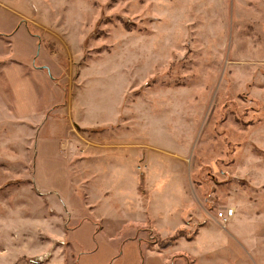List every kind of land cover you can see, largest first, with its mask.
<instances>
[{"label":"rangeland","instance_id":"1","mask_svg":"<svg viewBox=\"0 0 264 264\" xmlns=\"http://www.w3.org/2000/svg\"><path fill=\"white\" fill-rule=\"evenodd\" d=\"M124 132L142 142L131 154L140 165L181 164L198 215L227 230L236 221L264 264V0H0V264H168L200 253L186 243L148 250L161 239L138 231L148 221L130 165L82 188V203H101L71 234L58 173L35 170V139L68 135L78 172L76 160L95 162ZM125 188L131 210L119 222L108 198ZM156 218L152 229L171 234L175 217ZM213 239L206 231L201 242Z\"/></svg>","mask_w":264,"mask_h":264},{"label":"crops","instance_id":"2","mask_svg":"<svg viewBox=\"0 0 264 264\" xmlns=\"http://www.w3.org/2000/svg\"><path fill=\"white\" fill-rule=\"evenodd\" d=\"M130 135L131 134L124 132L122 138L119 139L118 142L113 140L115 143L109 145L102 144L100 147L104 149L98 150V154H95L97 155V160L93 163H89L87 160H76V167L81 170L78 172L74 170L73 160L68 156L69 153L67 150H65L68 135L60 133V135L55 134L53 135L55 137L47 140H43L42 138L40 140L35 139L33 151L35 170L42 164L43 169L47 168L48 174H50L52 170V174L58 173L61 189H64L62 197H57L62 205L61 208H63L61 211L69 214L70 218L74 217L72 220L74 228L71 234H76V231L80 229L83 224L84 210L86 213H92L94 215L101 203L92 201L86 196L84 203H82V188L84 189L82 193L87 192L88 195L89 185L92 184L94 187V184L99 181V178L104 174L114 175L122 165H130L128 173L131 175V179L135 183L136 181L139 182V185H137L138 187L132 192L133 198L138 203V207L135 205V208L136 210L139 209L146 221H148V225L139 226L138 231L143 228H149L162 241L168 240L179 232H182V235L173 246L177 247L181 243H186L193 247L199 245L200 253L198 255L195 256L192 253L176 254L166 259L168 264H200L201 259H206L205 263L202 264H261L254 258V249H256V247L246 239H240V237H242L240 236L241 229L238 227L236 221L231 223L232 228L227 230V227L224 228L219 225L217 220H207L201 213L198 215L201 201L198 200V195L195 193L196 190L193 179L189 176L185 168L182 169L181 164L170 163L165 164L166 166H154L149 163L147 167H144L143 164L140 165L138 161L133 160L131 158L132 148H137L141 155L142 152L140 150L142 148L139 145L142 142L140 140L141 138H139L140 141L135 140L133 143L132 136ZM143 145H145L144 147L147 149V145L144 143ZM104 150L105 152H103ZM89 153L92 156L95 152ZM83 154H85V152ZM131 161L134 164L133 168ZM55 164L57 166L54 168L53 165ZM90 169L93 171L89 175L88 172H90ZM75 173L76 176H74ZM54 178L55 176L53 179ZM35 184L41 191L45 190L41 188L47 185L45 181H41V183L39 181V184L35 182ZM73 186H76L78 189L75 188L74 190ZM165 187L168 188L164 189ZM111 193L112 191L105 194L104 197ZM47 197L48 196L45 195L46 199ZM71 197L78 202V204L73 207L70 206L68 202ZM47 200L50 202L49 199ZM108 203L113 207L110 215L114 219H117V217H125L127 212L131 210V188L129 194L126 193L125 188L123 195L120 194L119 197L114 196L108 198ZM49 205L52 204L49 203ZM51 209L53 208L51 207ZM79 212H81L82 217H78ZM163 217H175L173 222L176 223L172 225L174 226L171 233L172 235L169 234L167 235L168 237L154 231L155 229L152 225L155 224L154 218L157 220ZM117 220L120 222V218ZM189 220H194L193 223L199 221L198 223L200 225L197 228H192L193 226L188 224ZM103 221L104 219H100V222H98L99 231L103 229ZM185 230H195V233L189 236L186 235V233L183 234ZM206 231L213 234L214 238L208 243L201 242ZM235 238H239V240H234ZM157 242L154 243L152 247L148 245V250H150L152 254L163 255L170 250H160ZM235 250H238V252L235 253ZM208 258H212L214 261L209 262ZM54 264H56V262Z\"/></svg>","mask_w":264,"mask_h":264},{"label":"built area","instance_id":"3","mask_svg":"<svg viewBox=\"0 0 264 264\" xmlns=\"http://www.w3.org/2000/svg\"><path fill=\"white\" fill-rule=\"evenodd\" d=\"M236 211L234 208L226 209L218 213V219L223 223H229L235 217Z\"/></svg>","mask_w":264,"mask_h":264},{"label":"trees","instance_id":"4","mask_svg":"<svg viewBox=\"0 0 264 264\" xmlns=\"http://www.w3.org/2000/svg\"><path fill=\"white\" fill-rule=\"evenodd\" d=\"M181 235H182V232H179L174 237H172V238H170L168 240H165V241L159 240L157 243H158V246H159L160 250L169 249L171 246H173L177 242V240L179 239V237ZM190 240H192V239H190Z\"/></svg>","mask_w":264,"mask_h":264}]
</instances>
